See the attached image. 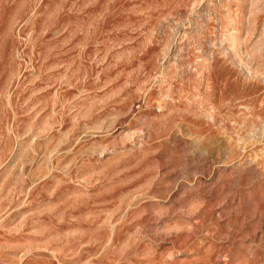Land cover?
<instances>
[{
  "label": "rangeland",
  "instance_id": "rangeland-1",
  "mask_svg": "<svg viewBox=\"0 0 264 264\" xmlns=\"http://www.w3.org/2000/svg\"><path fill=\"white\" fill-rule=\"evenodd\" d=\"M0 264H264V0H0Z\"/></svg>",
  "mask_w": 264,
  "mask_h": 264
}]
</instances>
